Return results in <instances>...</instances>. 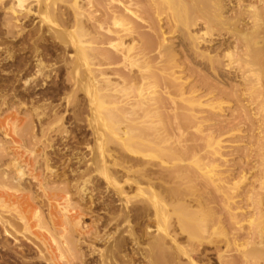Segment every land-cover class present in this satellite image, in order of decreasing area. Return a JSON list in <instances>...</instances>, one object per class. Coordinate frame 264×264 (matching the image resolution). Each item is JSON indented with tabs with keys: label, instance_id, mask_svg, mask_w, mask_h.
Returning a JSON list of instances; mask_svg holds the SVG:
<instances>
[{
	"label": "bare ground",
	"instance_id": "obj_1",
	"mask_svg": "<svg viewBox=\"0 0 264 264\" xmlns=\"http://www.w3.org/2000/svg\"><path fill=\"white\" fill-rule=\"evenodd\" d=\"M243 1H239L238 7L242 14L250 15L253 26L251 31L240 30L238 22L226 29L245 47L242 55L237 49L226 55L229 65H237L252 84L248 91L254 93L264 85V0H248L247 8ZM231 4L230 0H0V10L4 13L2 25L9 34L23 25L24 20L35 17L31 23L34 27L26 32L24 39L31 42L29 47L25 46L31 56L20 57L17 68L15 64L17 73L6 78L0 76V89L8 92L0 95V110H14L16 105V111L26 115L24 128L20 130L28 128L29 137L20 136L19 144L29 152L33 167L30 179L27 165L24 162L21 165V159L15 158L19 156L17 153L8 159L11 148L18 144L8 140V131L4 132L3 128H10L16 134L21 132L17 121L10 123L8 119L0 127L4 132L0 139V264H211L205 248L217 244L213 239L217 232L207 233L209 224L204 218L206 207L201 193L204 183L201 187V183L193 182L201 179L209 184L220 183L217 185L226 202L233 199L237 185L226 187L212 168L204 166L203 157L169 144L171 121L164 113L167 101L184 111L173 115L175 121L185 122L192 119L191 113L200 103L184 97L183 86L176 82L181 79L173 73L176 55L171 44H166L164 37L157 41L155 35L145 36L139 29L153 22L152 18L161 22L166 15L176 31L187 33L196 51L197 41L212 38L214 28L224 30L227 24L224 14ZM93 8L95 11L90 13L89 9ZM196 13L204 18L202 37L189 34ZM44 27L50 33L53 31L57 46L52 47L62 54L57 53L59 57L55 61H60L65 71L62 87L52 94H63L68 104L72 103L70 99L79 102L76 97H82L78 106L81 108L85 103L84 108L91 115L87 119L88 130L97 137L98 148L92 162L105 182L103 194L112 188V197L103 194L99 197L101 192L93 184L98 175L94 176L89 156L76 154L67 158L66 151L58 147L67 146V140L47 137L45 121L50 116H56L61 135L68 136L70 132L64 124L68 114L57 117L59 105H53L46 94H38L57 76L58 63L49 66L44 61L45 52L50 50L43 44ZM23 31L18 29L17 33ZM129 38L131 41L127 43ZM71 49L73 53H66ZM1 51L7 53L9 49L0 46ZM11 52L7 59L14 54ZM208 61L214 68L213 60ZM160 88L168 89L169 97L165 98L158 91ZM176 96L180 97L179 101ZM210 108L221 110L222 106L216 103ZM262 108L258 110L259 116L264 113ZM75 111L72 118L77 122L82 110ZM210 146L217 153L214 144ZM38 147L42 152H36ZM191 156L195 171L191 170L193 164L183 165ZM80 164L85 165L84 173ZM75 174L81 175L83 181L75 179ZM263 189L261 182L259 191ZM254 193L248 199L258 225L254 226L255 219L251 225L261 229L264 196ZM100 212H104L102 217ZM88 215L95 218L91 228L81 225L82 217ZM260 229L255 251H251L249 244L250 250L246 251L250 253L243 252L247 262L249 259L259 262L264 257V229ZM214 251L217 260L223 263L221 251L217 247Z\"/></svg>",
	"mask_w": 264,
	"mask_h": 264
},
{
	"label": "rangeland",
	"instance_id": "obj_2",
	"mask_svg": "<svg viewBox=\"0 0 264 264\" xmlns=\"http://www.w3.org/2000/svg\"><path fill=\"white\" fill-rule=\"evenodd\" d=\"M230 1L232 2V4L230 5L231 7L224 14L225 18H227V24L223 27L224 30L220 29V31H218L219 30L218 27L214 28L216 30L213 33L212 38L207 37L205 38L206 41L204 39H201L199 40L200 43L197 41L198 44L196 51L194 48L191 47L190 44L191 41L188 40V36L186 35L187 33L185 32L181 33L176 31L174 25L172 23H169L168 19L166 18V15H164L161 18V22L156 20L154 21V19L152 18L155 24L151 22L152 24L150 23L148 25L147 23L143 28L139 29V32L140 33L142 32L143 35L146 34L145 36L150 35L153 38L155 35V39H157V41H160L162 37H164L167 40L166 44L168 45L171 44L176 55L175 56L176 67L173 68L174 69L173 73L176 78L181 79L178 80L180 82L178 81L176 82L183 86L182 91L186 92L184 97L192 98V100L195 101L196 103L197 102L200 103V105L196 104V106L194 107L195 108L194 111H192L191 113L192 116L195 118L192 117L191 119L192 121L190 120L189 122H185L180 120L175 121L173 115H175V113H180V112L182 113L184 111L181 108L176 109L175 108L176 105L174 106L173 104H170L167 101V107L164 109V113L167 115V117L170 116L168 119L171 121L169 122L170 124L168 126L170 130V136H167L170 137L168 138L169 144L179 150H183V151L192 150L195 156L200 155L198 157H201V159L202 157L204 158V166H206L208 169L212 168L214 175L217 174L216 178H220V180H222V182L225 183L226 187H232L237 185L235 187L238 188L234 190V194L232 195L233 199H231L229 202H226V197L222 189L218 187L220 183H217L218 185L216 183L209 184L205 180L204 182L201 181V179L200 181L197 180L198 182L197 181L193 182V184L201 183L202 185L201 187H203L202 183H204V187L203 189H201V193H204L203 194L204 203H205L204 205L206 207V209L204 208V218L209 224L207 227L208 228L207 233L212 234L214 230L217 232L216 235L213 234V239L216 241L217 244L207 245V247L205 248L209 252L208 259L210 263L211 264H264L263 263L264 257H262L260 259L261 261L259 262H257L258 260H256L255 261L256 263L251 259H249L250 261L247 262V259H244L243 257L244 251L245 253L246 252L250 253V251L248 252L246 250H248L251 246H252V248H250L252 249L251 251H255V248L253 247L255 246L257 248L256 244L257 242L259 243L260 241L258 239V233L260 232L259 231L260 228H257L258 226L253 227L251 225L252 224L251 221L254 219H255L254 226L258 225L257 222L258 220L256 219L255 210L252 207L251 202L249 201L248 198L254 192H255L254 193L255 196L258 197L264 196V189L262 191H259L260 183L264 182V131H263L264 113H261L260 116L258 115V110L261 107L264 108V104H262L264 103V98L262 100V97L264 96V88H263L264 85L263 83H261L263 87L258 92L255 91L253 93L248 91L251 88L250 85L252 84L245 79L244 75L242 74L243 72L239 69L237 65H231V66L229 65L230 59L227 57L226 54L231 51L233 52L239 51V54L242 55V53L245 51V47L243 46V44L238 43V40L235 36L227 33L226 29H228L230 25L233 26L236 25L238 22H239L240 30H244V31L250 30L252 29L253 26V22L250 19V15L241 13L242 9L238 7L240 0H230ZM242 5L246 6L245 8H247V6L250 5V1L244 0L242 2ZM102 9L103 8H101V10ZM89 10L90 13L91 11L93 13V11H95V8ZM33 11L36 12V8L34 5H33ZM102 11H104V9ZM101 13L102 12H100L99 14ZM69 14L71 13H68V15ZM99 14L97 15L99 16ZM197 14L199 15V19L196 20V18H198ZM139 15H141L142 18L146 17L145 15L144 17L143 14H139ZM200 16L201 15L199 13H196L195 25L192 26L193 28L192 27L190 28V32H189L191 36L194 35L195 37H202L205 32V25L203 20L204 18L201 17L202 18L201 19ZM2 18H4V13L0 10V46L3 47V49L4 47L6 48V50L9 49L7 53L6 51L0 52V71H1L0 76L2 78H6V76L17 73L16 68H17V64L20 61V57L31 56V52L29 53L30 49L26 48L29 47V44L31 42L28 43L27 40L24 42V39L26 38V32L28 30L33 29L34 26L31 23L35 19V17L33 18L31 17L28 18L27 20H24L22 22L23 25L18 26L19 28L17 27V29H15L16 31L15 30L13 31V34L12 32L9 34L5 26L2 25V20H3ZM144 22L143 24L146 23ZM110 27H112V29L115 28V27L113 28V25H111ZM18 29L24 30L25 31V32L23 31L24 35L22 33L19 35L17 33ZM43 30L46 39V42L45 43L43 42V44L50 47V50L45 52L46 57L44 61L45 62L47 61L46 64L49 66L58 63L56 65L58 70V71L56 70V75L58 77L54 76L52 80H50L47 83L46 88L40 90L38 94H43V93L46 94L48 98H51V102L53 105H59V107L57 108L59 110L56 111V115L57 114L59 115L57 117L60 116L64 117V115L66 116L68 114L65 117L66 121L64 119V124L67 125L68 127L67 130L71 134V135L68 134V136L67 135L63 136V134L61 135V133H59L61 132V128L60 126H57L59 124H57L55 121L57 119L56 116L55 117L53 116L54 117L53 118L49 115L50 117H46L47 119L45 121L46 124L45 128L47 127V132H48L46 134H49L48 136L47 135L46 136L52 139H61V137H63L62 139H64V141L67 140L66 142L68 145L67 146L61 145L58 147L59 149H62V151L63 150L64 152L66 151V157L68 158L70 155L74 156L76 154L85 155L87 157L89 156L88 159L91 158L90 165L92 164L90 167L94 166L93 169L92 168L91 169L95 171L97 169V166H95V164L92 161L94 158L93 153H95V150H97L98 146L96 140L97 137L91 136V133L88 130L89 127L87 126L91 118L90 117L91 115L89 113L88 108L87 107H85L87 109L84 108L85 103L84 106L83 104H81L82 105L81 108L78 106L80 103H82L81 96L76 97V99H79V102L75 100V98H73L75 104L72 101L73 99H70L72 103L68 104L63 94H58L56 96H53L54 93L52 94V92H55L57 91V89H60L62 87V83L65 77L64 75L65 71L63 66L61 65L62 63L60 61L59 62L55 61L62 54H61V50L58 49V51H54L55 49H53L52 47L53 45L57 46V42H54L53 40L54 39L53 31L52 33L48 32V28L46 27H44ZM11 35H15L16 37L13 36L12 38ZM126 41L127 43H130L131 40L129 38V40L127 39ZM23 47L25 48L22 49ZM192 49H194V51ZM9 52L14 54H12V57L10 59H7V57L9 56L8 55ZM48 53L49 55L50 54L51 55L47 56ZM57 53L59 55L58 57H57ZM66 53H73V50L72 49L70 51L68 50ZM208 59L213 60L214 68L211 67L210 63H208L209 62ZM15 64H16V68H15ZM58 67L61 68L58 69ZM171 72L172 71H170V73ZM21 88H22V84L20 85V89ZM158 91H160V93L165 98H167V96L169 97L168 89L160 88L158 89ZM68 92L69 91H67V94ZM7 94L8 92L6 90L0 89V95H7ZM260 95H262V97ZM52 96L55 98H53ZM251 96L254 98H252ZM175 99L179 101L180 97L176 96ZM216 103L221 104L222 106L221 110L219 109L212 110L210 108V106L213 105L215 106ZM255 103L257 106H255L254 108ZM13 106L17 108L16 105ZM15 108H14L15 111L14 110L5 111V109L0 110V127L2 126L1 128L4 127L3 125L4 123H6L8 119L10 123L17 121V127H18L17 129L20 130L21 128L22 129L24 128L23 125L26 121V115H22L21 113H18L16 111L17 109ZM74 111L82 112L81 116L78 115L80 118L79 121L77 122H75L74 118H72L73 117L72 114ZM26 114L30 115L29 113ZM87 119L89 120L87 121ZM47 125L48 126L50 125V128L53 127L55 131L53 129L49 130L48 129L49 127ZM79 126L81 128L78 129ZM58 127L60 128V131H58L59 130ZM3 131L4 132L8 131L9 141L13 140L16 141V144H18V145H14V147L11 148L13 150L10 151L9 155L11 157L8 159H11L12 157L14 158V156H17V154L21 156L15 158L21 159L20 162L21 165L23 164V162H24V166L27 165L28 168L25 167V169H28V171L27 170L26 171L27 173H30L29 174V178H30V175L32 176L31 173L33 168L30 162L31 157L29 155V152L20 148V144H19L21 141L20 136L23 135L25 137L26 136L29 137L27 133L28 128L26 129L25 127L23 131L20 130L21 132L17 134L13 133L12 131H10V128H6V127L3 128ZM197 131L200 132L197 133ZM4 132L0 131V137H1L0 139L3 138ZM103 137L104 136H102V138ZM143 137L147 139L148 136H143ZM212 144H214L213 147L217 149L216 150L217 153H214L212 151V146H210ZM17 147L19 148V150ZM38 148L35 149L37 150L36 152L39 153L40 150L42 152V148L39 149ZM64 148H66V150ZM91 150L94 151L92 152ZM191 157L190 159L188 158L187 161L183 163V165L191 167V165L193 164L191 167L192 170L195 164L192 162H194L195 160L193 159V157L192 158ZM20 159H18V161H20ZM26 162L28 164H26ZM80 165H81L80 170L82 171V173H84L83 171H85L86 169L85 165L83 166L82 164ZM64 166H60V167L63 168ZM194 167L196 168V166ZM195 168H193L194 171ZM75 176L76 179L79 178L81 175L79 176V174L78 175L75 174ZM94 176H97L98 178L100 177L99 178L100 180L97 178V180L95 179V182L93 183L96 184L99 192H101L100 193L101 196L99 195V197H102L103 195L113 196L114 191L112 188L110 189V191L107 192L108 194L110 193V195H108L107 193H106L107 195L105 193L103 194L104 191L106 192V190H104V188H106L104 187L106 186L105 182L96 171ZM80 181H83V179L81 178ZM128 190L129 189L127 188V191ZM74 202L76 203L77 199H75ZM100 213H102L101 215L102 217L104 212H100ZM207 214H208V218H207ZM82 218L83 221H81L82 222L81 225L87 228H91L94 226L95 224L94 217H92L93 218L92 219L91 216L88 215V217L83 216ZM262 229L264 228L261 227L260 230L262 231ZM262 236L264 238V234H262ZM183 238H185V236ZM215 247H217L221 251L220 253L223 255L224 258L223 263H220V261L217 260L216 258L217 253L214 251ZM98 248H101V246H98ZM243 248L245 249L243 250Z\"/></svg>",
	"mask_w": 264,
	"mask_h": 264
}]
</instances>
